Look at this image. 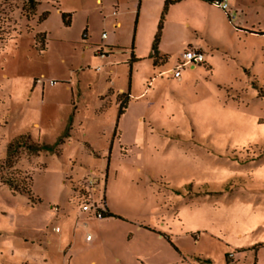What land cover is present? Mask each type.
<instances>
[{
	"label": "rangeland",
	"instance_id": "374dc122",
	"mask_svg": "<svg viewBox=\"0 0 264 264\" xmlns=\"http://www.w3.org/2000/svg\"><path fill=\"white\" fill-rule=\"evenodd\" d=\"M34 2L0 0V264H245L234 247L264 220V0H228L230 20L194 0ZM188 48L204 64L167 75Z\"/></svg>",
	"mask_w": 264,
	"mask_h": 264
},
{
	"label": "built area",
	"instance_id": "2783aa9c",
	"mask_svg": "<svg viewBox=\"0 0 264 264\" xmlns=\"http://www.w3.org/2000/svg\"><path fill=\"white\" fill-rule=\"evenodd\" d=\"M212 4L217 6L219 9H221L223 12L226 13V15L231 18V14L228 12V0H212ZM106 35L102 34V38L105 39ZM99 57L103 58L104 55L101 51L98 52ZM205 62V55L199 50L195 48H189L187 49L183 55L182 59L178 61V64L174 67V69L170 70L167 75H170L171 77L175 79H179L181 75V70L185 66H192L195 67L196 65L203 64ZM37 84L43 85L44 81H41V79L36 80ZM49 86H53L54 82L50 81L48 82ZM82 212L90 213L97 219H102V212L101 209L94 207L93 205H90L88 203H85L82 205L81 208ZM58 231V228H55V232ZM89 239V236L86 237V240ZM228 257H232V255H228Z\"/></svg>",
	"mask_w": 264,
	"mask_h": 264
},
{
	"label": "crops",
	"instance_id": "0c3cea01",
	"mask_svg": "<svg viewBox=\"0 0 264 264\" xmlns=\"http://www.w3.org/2000/svg\"><path fill=\"white\" fill-rule=\"evenodd\" d=\"M194 1L201 4V5H212V4L206 3V2L201 1V0H194ZM195 49H197V48H195ZM181 59H182V57L180 58V60ZM180 60H178V61H180ZM205 61H206V58H205ZM200 65H202V64H200ZM196 66H198V65H196ZM196 66L193 68H192V66H187V67H189V69L195 70ZM83 213H85V212H83ZM102 219H104V218H102ZM258 221H261V222H258ZM251 232L254 234V237L257 238L255 240V242L252 244H247V245H239L238 244L237 246L234 247V250L236 252L241 251V253L243 255L242 257L245 261V264H264V220H262L261 217L256 220L255 227L253 228V230H251ZM241 236H242V234L239 233L238 238H241ZM226 247H230V246L227 244ZM224 258H225V256H224ZM233 260H230V257L225 258L226 262H233L234 263ZM247 260H248V262H247ZM235 261H237V260L235 259Z\"/></svg>",
	"mask_w": 264,
	"mask_h": 264
},
{
	"label": "trees",
	"instance_id": "16d2710c",
	"mask_svg": "<svg viewBox=\"0 0 264 264\" xmlns=\"http://www.w3.org/2000/svg\"><path fill=\"white\" fill-rule=\"evenodd\" d=\"M26 3H25V5H24V8H23V10H33L34 9V4H35V2H34V0H24ZM180 1H182V0H165V2H164V6H165V8L168 6V5H172V4H176V3H178V2H180ZM201 1H204V2H206V3H209V4H212V0H201ZM26 12V11H25ZM60 15H61V18H62V20L65 22L66 20H65V18H66V15H64V14H62V13H60ZM46 16H47V13H43L41 16H40V18H39V21L41 22V21H43L45 18H46ZM227 18L230 20V18L227 16ZM44 38V34H39L36 38L38 39H40V38ZM154 49V48H153ZM154 60H153V62H154V65L156 64V61L158 60V57H156V51H155V49H154ZM133 58V57H132ZM21 138V137H20ZM20 138H18V140L17 141H15V142H11V143H9L8 144V148H7V156H9L12 152H13V147L14 146H17V145H19L20 143H19V140H20ZM18 147V146H17ZM35 151H39V147H36L35 149H34ZM5 184H8V185H10V186H12L11 185V183L9 182V181H5ZM12 188H14L15 190H19L16 186H12ZM110 217H113V215L107 210V208L104 206V211L102 212V218H110ZM228 256H225V258H227Z\"/></svg>",
	"mask_w": 264,
	"mask_h": 264
}]
</instances>
